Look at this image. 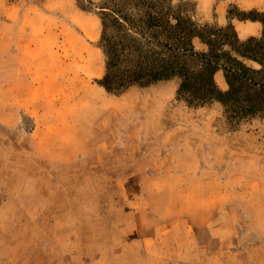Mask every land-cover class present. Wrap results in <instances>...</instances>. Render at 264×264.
<instances>
[{"label": "rangeland", "instance_id": "rangeland-1", "mask_svg": "<svg viewBox=\"0 0 264 264\" xmlns=\"http://www.w3.org/2000/svg\"><path fill=\"white\" fill-rule=\"evenodd\" d=\"M12 1L19 3L20 18L15 25H9L6 31H22V37L19 40L21 45L15 43L11 46L12 54L10 58H7L6 64L11 70L18 65L21 71L19 69L15 76L10 73V76L6 78L8 82L19 84L17 88L7 91V84L5 89H0L2 92L0 93V201L7 197L6 190L11 187L8 185V178L21 177L23 180L29 171L37 170L36 162L39 161L44 163L43 166L48 164L52 168L46 169L47 176L53 175L54 172L57 173L56 177L64 184L62 191L67 193V188L70 191L73 190L72 192H77L85 170L84 168L74 170L72 176H67L70 172L64 165L67 157L83 164L84 150L91 144L98 145L102 134L108 131L110 135L120 136L119 145L160 143L161 137L164 139L167 131L169 132L168 138L172 139L169 143L174 147L199 148L202 152H211L213 160L215 146L219 145V139L222 138L223 145L231 147V161L228 163L230 168H199L192 171L175 168L171 170L175 180L190 182L191 189L196 187V182H200L199 178L204 177L206 184L201 182L199 191L184 197L175 196L167 203H155L148 200L146 195L137 200L136 204L141 210L152 214L142 217L143 231L136 234V236L141 235L139 239L143 244L140 264H198L197 262H201V257H206L204 264H218L214 256L219 250H221L220 253L227 254L237 251L243 244L249 247L255 245L264 247V119L255 118L234 125L226 120L224 106L214 103L208 107L191 108L176 99V92H174L172 101L168 102V112L161 105L155 108L145 106L142 100L149 101L158 98L164 101L162 98L167 97V93L162 91L169 92L172 84L165 86L162 90L134 88L120 97L110 95L97 83V80L101 79L104 74L103 54L96 46L102 29L97 13L98 7L89 0H80L85 9L79 7L76 0ZM175 1L185 3L201 23L209 22L206 21L207 16L210 18L212 13L216 14V8L219 9V6H223L224 3L227 4L228 9L232 6L244 9L237 3L238 0ZM254 3L262 6L259 10L264 11V0H254ZM80 14L91 17L97 23L93 40L86 39L82 30L72 20V15ZM67 31L76 32L85 39L90 49L100 50L102 56H100L101 60L98 62L94 75H81L78 79L65 71L63 46L64 35ZM56 60L61 61L62 72L43 73L45 65H53ZM19 62L22 65H19ZM38 64L42 66V73L36 72ZM21 81L23 83H20ZM39 92L46 94L45 97L38 95ZM29 97L32 100H41L45 109L48 107L55 109L57 111L55 114L62 117L61 122L67 120L65 122L68 123L67 125L62 123L65 128L85 134L84 141L78 144L77 152L69 154L67 151V153L55 154L51 151L43 154L34 149V145L40 142L42 145H47L43 138L34 134L35 129H46V122L40 128L34 116H31L35 112L31 111L33 105L28 106L32 113H28V107H23ZM2 100L6 103L2 104ZM136 103L139 105L135 109L133 106ZM13 108L27 111V114L20 117L18 121L8 120L9 117L7 118L6 115L12 112ZM157 108L162 110L160 127H155L154 115L149 114H154ZM130 136H136V141L133 142ZM139 136L142 137L139 139ZM70 146L71 144L66 148ZM142 155L143 153L135 152L134 148L129 147L122 152L106 154L109 157L107 159L115 165L111 170L113 177L123 174L130 176L135 170L127 168L138 161ZM207 158L205 156L204 160ZM221 164L218 163V165ZM158 172L160 175L165 174V170H158ZM74 176L79 177L74 185L66 182L67 178ZM22 185L23 183L19 181L18 187ZM51 200V196L47 195L43 202L50 203ZM127 203L130 205V202ZM100 204L97 206L95 202L92 207L83 202L82 211L86 212L88 208V212L97 213L98 209L101 210ZM121 205L124 203L121 202ZM36 206L31 205L27 209V216L23 214L21 206L13 209L10 207L0 209V264H8L12 259L17 260L23 255L22 250L18 255L16 253L18 249H11L13 244L15 247L21 246L23 242L36 244L41 239L53 244L54 241L61 239V245L65 246V241L70 236L69 233L49 232V227H45L46 231L42 230L38 225ZM125 208L126 211L121 206L117 207L116 210H120V217H123V213L132 212L127 206ZM111 209H115L114 204ZM202 210H204L203 214ZM9 213L11 215H7ZM188 214L191 215L192 220L186 216ZM115 218L117 219L116 216ZM77 222L79 220L75 218L63 220L61 228L67 230ZM151 223L171 225L170 241L164 240L161 245H157L155 240L161 241V239H159V234L157 235L149 226ZM187 225L194 230L184 229L183 226ZM198 227L202 228L200 229L202 232L204 231L201 236L202 240L206 241V246L197 245ZM119 234H121L120 238L115 239V244H119L121 239L127 237V233ZM102 239L106 240L104 242L107 244L115 242L113 239L108 242L104 234H101L98 240L102 242ZM210 239L214 242L212 241L208 247ZM165 242H173L174 248L170 251L173 254L161 257L162 252L166 250ZM50 243L47 245H51ZM213 244H216L218 250ZM188 246L190 249L187 248ZM70 250L65 247V249L56 250V254L59 256L64 251L69 252ZM262 250L264 251V248ZM94 251L97 250L94 249ZM187 251L190 252L188 257L185 255ZM125 254H131L133 257V248L129 247ZM96 256L97 254L92 252L87 258L93 261ZM255 256H261V253Z\"/></svg>", "mask_w": 264, "mask_h": 264}, {"label": "crops", "instance_id": "crops-1", "mask_svg": "<svg viewBox=\"0 0 264 264\" xmlns=\"http://www.w3.org/2000/svg\"><path fill=\"white\" fill-rule=\"evenodd\" d=\"M237 3L244 9H259L262 7L259 6V4L254 3V0H238ZM18 4L17 1L0 0V89H5V85L8 84L6 87L7 91H13V89L17 88L19 85L15 82H8L6 80V78L10 76V73L15 76L21 68L20 66L15 65V68L11 70L6 64L7 58H10L12 54L11 46L15 43L21 45L19 40L22 37V31H6L9 29V25H15L20 18V8ZM227 12L228 6L224 3L223 6H219V9L218 7L216 8V14L212 13L210 18L207 16L206 21H217L224 25L227 23ZM233 23L241 39L259 37L262 35L263 27L260 22L240 21L236 19ZM4 62L5 65H3ZM19 65L22 64L19 62ZM18 67L20 68L18 69ZM62 68L63 65L61 64V61L56 60L53 65H45L43 73L62 72ZM36 69V72L42 73V66L40 64L37 65ZM217 77H220L224 81V85L220 86L223 89H227L228 86L223 73L218 72L216 78ZM20 83H23V81ZM165 86L159 88L153 87L152 89L155 91L162 90ZM128 92H131V90ZM162 92L167 93V97H165L167 100L165 98H162L164 101L158 100V98L149 101L142 100L145 102V106L147 108L164 106L166 112H168V102L172 101L174 92H176V87L172 84L169 92ZM0 93L2 92L0 91ZM38 95L45 97L46 94L39 92ZM139 102H141V100H139ZM1 103L4 104L6 102L2 100ZM53 103L56 104V102ZM216 104L223 106L218 102H216ZM30 105H33L31 111H35L34 115L31 116H34V119L38 122V126L41 128L46 122V129H35L34 134L36 133L37 137L39 136L43 138L47 145H42L40 142L39 144L34 145V149L38 152H43V154L47 152L50 153L51 151V153L55 154L67 153V151L69 154L77 152L78 144L79 142L84 141L86 137L85 134L73 131V129L69 130L68 128H65L62 123L67 125L68 123H65L67 120L61 122L62 117L55 114L57 111L51 107L45 109V105L42 104L41 100H32L29 97L28 102L24 103L23 107H28ZM138 105V103L134 104L133 108ZM184 105L186 104L184 103ZM28 109V113H32L29 107ZM12 110V112L7 113L6 115L7 118L9 117L8 120L18 121L20 120V117L27 114V111H22L18 108H13ZM155 110L156 112L154 114H149L152 116L154 115L155 127H160L162 124V110L159 108ZM168 134L169 132L166 131L165 138L162 139L161 137L160 143H145V145H136L133 143L134 145H119L120 136H117V134L116 136L113 134L110 135L109 131L103 133L98 145L91 144L84 150L85 161L83 164L73 161L69 156L67 157V162L65 161L64 165L70 171L67 173V176H72L74 170L78 171L83 168L85 170L77 192H72L73 190L70 191L67 188V193L62 191L61 188L64 185L62 184V180L56 177V172H54L53 175L47 176L46 169L50 166L48 164L43 166L44 163L41 161L36 162L37 170L29 171L27 173L28 175L25 176L23 180H21V177H9L7 182L11 187L6 190L7 197L0 201V209L9 207L13 209L21 206L23 214L27 216V209H29L31 205H37L38 225L41 226L42 230L46 231L45 227H49V232L61 233L65 231L69 233L70 236L65 241V246L61 245V239L54 241L53 244H51L52 242H45L42 239L38 240L36 244L23 242L21 246L18 247H15L13 244L11 249H18L16 251L18 255L22 250L23 255L17 260L12 259L8 264H15V261L16 264H140L143 244L139 239L141 238V235L136 236V234L142 233L143 231V228L141 227V225L143 226L142 217L151 216L152 214L141 210L140 206L136 204L137 200L146 195L148 200L155 203H167L175 196L184 197L190 193L192 194L195 191H199L201 189V182L206 184L204 177H201L199 178L200 182H196V187L191 189L192 186H190V182L186 183L185 180H175V176L171 174V170H174L175 168L190 171L199 168H230L228 163L231 161V147L230 145H223L224 141L222 138L219 139V145L215 146L213 160L211 152L205 153L200 151L199 148L193 149L182 146L174 147L169 143L172 139L171 137L168 138ZM130 137L133 139V142L137 139L136 136ZM141 137L142 136H139V139ZM112 141L113 143L111 144ZM51 142L53 143L51 144ZM68 142L71 144L70 148H66L69 145L67 144ZM43 146L44 148H42ZM127 147L134 148L135 152L143 153V155L138 161L130 164L129 167L127 166V169L135 170L132 172L133 174L131 173L130 176L123 174L121 176L118 175L117 177H113L111 170L114 169L115 165L107 159L109 157H107L106 154L117 151L122 152ZM205 156L208 157L207 160H204ZM218 163L223 164L218 165ZM158 170H165V174L160 175ZM17 178H19V180H16ZM78 178V176L69 177L66 179V182L70 185H74ZM19 181L23 183L20 188L18 187ZM47 195H50L52 198L50 203L43 202ZM83 202L92 207H94L95 202H97V206L101 203V210L98 209L97 213L88 212L87 208L86 212H83ZM121 202H123L124 205H121ZM127 202H130V205H128L129 203ZM113 204L115 205V209H111ZM118 206H121L124 211H126L125 206H127L132 212L129 214L123 213V217H120V210H116ZM201 213L203 214L204 210H202ZM7 215L11 214L9 213ZM186 216L192 220L191 215L188 214ZM83 217L86 218L83 219ZM194 217L195 216H193V218ZM71 218H75L79 220V222L71 226V228L63 230L61 228L62 221L71 220ZM149 226L153 228L152 230L155 231L157 235L159 234V239H161V241H157L156 239L155 241L157 245H161L164 240L170 241V232L172 231L171 225L151 223ZM183 228L187 229V231L194 230L190 225L183 226ZM200 229L202 228L198 227L197 229V232L199 233L197 245L201 246L203 244L206 246V241L202 240L201 236L204 231L202 232ZM119 233H127V237L121 239L119 244H115V239L120 238L121 234ZM101 234H104V236L107 237L108 242L111 241L110 239H113L115 242L112 241L107 244L104 242L106 240L103 239V241L100 242L98 239ZM212 241L213 239L208 242V247ZM47 243H50L51 245H47ZM213 245L214 248L217 249L216 244ZM232 245L234 246L237 244ZM165 246L166 250L164 253L162 252L161 257L173 254V252H170L174 248L173 242H165ZM240 246L241 247L237 251H231L227 254H222L220 253L221 250H219L220 252H217L214 256V260L216 259L218 264L220 262H222V264L264 263L263 246L255 245L254 247H249L246 244ZM65 247L71 250L69 252L64 251L61 255L59 254V256H57L56 250L65 249ZM129 247L133 248V257H131V254H125ZM187 248L190 249V246ZM94 249L97 251H94ZM92 252H95L97 256L93 261H89L87 256ZM189 253V251L186 252V257L189 256ZM258 253H261V256L256 257L255 255H258ZM224 257L225 259H223ZM205 259L206 257H201V262L197 263L204 264Z\"/></svg>", "mask_w": 264, "mask_h": 264}, {"label": "trees", "instance_id": "trees-1", "mask_svg": "<svg viewBox=\"0 0 264 264\" xmlns=\"http://www.w3.org/2000/svg\"><path fill=\"white\" fill-rule=\"evenodd\" d=\"M79 7L84 8L80 0ZM98 7L104 74L97 83L120 97L174 84L188 107L218 102L234 125L264 119V11L232 6L227 23H201L175 0H89ZM256 21L262 35L241 39L234 20ZM222 72L228 88L216 80Z\"/></svg>", "mask_w": 264, "mask_h": 264}, {"label": "bare ground", "instance_id": "bare-ground-1", "mask_svg": "<svg viewBox=\"0 0 264 264\" xmlns=\"http://www.w3.org/2000/svg\"><path fill=\"white\" fill-rule=\"evenodd\" d=\"M72 20L82 30L84 37L89 40L95 38L97 23L87 15H72ZM64 63L66 71L73 74L76 78L91 76L96 73L98 62L102 56L100 50L89 48L87 41L79 36L76 32L67 31L64 35ZM219 85H223L221 78H216Z\"/></svg>", "mask_w": 264, "mask_h": 264}]
</instances>
